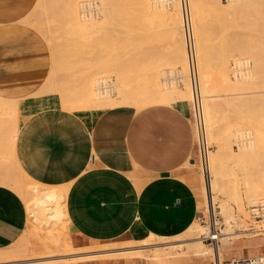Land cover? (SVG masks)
Wrapping results in <instances>:
<instances>
[{"label":"rangeland","instance_id":"1","mask_svg":"<svg viewBox=\"0 0 264 264\" xmlns=\"http://www.w3.org/2000/svg\"><path fill=\"white\" fill-rule=\"evenodd\" d=\"M86 1L88 0H37L34 8L26 17L24 24L33 28L42 36L48 45L51 56V71L47 80L49 83L42 86L36 96H52L58 101L61 109L71 112L102 109L104 108L102 106H100L102 108L98 105L92 106L89 103L90 98L85 93L83 94L82 90L92 87L94 93L98 95L102 91H97L99 84L105 82L104 79L109 78L112 79L110 96L115 103L109 108L128 105V103H133L134 105L130 104L129 106L137 108H142L147 104L152 106L154 104L169 103L171 105L169 101L156 103L160 91H166L170 94L174 92L182 94L185 98L184 101L180 102L181 104L190 101L191 93L187 77L180 0H89L94 1L93 6L95 5L98 8L95 10L96 7L92 8L91 6L93 10L90 11L92 12V21H96L97 25L87 28L77 22L78 20L82 21V11L86 9ZM190 1L191 20L196 44L201 40L205 47L210 46L206 49L210 52H207V54H210L207 55L209 62L206 60V64L202 67L199 66L198 69L200 79L202 78L209 83L206 86L209 93L202 91V95L211 96L208 103L213 112V125L209 128L207 127L208 123L206 124L208 143L211 147L209 156L212 157L216 153L218 155L219 152L222 154L218 163V166L222 169L219 183L221 185L214 190L212 195L214 199L212 207L214 221L221 232L219 251L215 249L213 255L211 246L205 242H202L205 246V250L202 252L188 251L185 247H182L174 252L166 250L167 253L162 255L158 254L160 253L158 249L151 248L166 245L140 246V248L146 250L141 257L169 255L178 257L187 254L185 252L199 253L200 255L208 253L211 259H220V264H229L223 262L221 244H229L244 239L264 238V236H254L256 233L252 232L255 223L261 225L264 222V217L261 215L252 222L250 218L253 217L250 210L253 206L248 202H245V207L249 219H246L245 222L249 225L248 229L250 231L244 233V235L243 232L235 231L236 234L241 235V237H238L239 239H236L235 235L222 233L225 223L219 209V204L225 201L229 202L234 218L238 219L240 215L236 197L244 195L248 186L251 187L249 190L252 191V196L257 194V189L252 187H264V52L260 54L264 48L262 46L264 44L262 43V41L264 42V0H232V2L230 0H219L221 6H217L218 0ZM72 4L76 7L75 11H73L74 8L73 10L68 8ZM40 18L45 19L43 23H41V20L35 21ZM28 20L34 22L32 21L31 24L26 23ZM51 36L53 38L49 42ZM259 48H262L261 51H259ZM256 53L259 54L258 57L262 56V60L257 58ZM253 59L260 60L258 68L254 67ZM237 61H241L243 65L248 61L247 67L245 69L244 67L240 68ZM233 65L244 72L250 70L256 73L258 77H256L255 82H252L250 86L249 84L238 83L242 82V77L240 74L239 77L233 75ZM225 66L228 70V78L234 84L236 83L232 85L234 88L231 86L235 91L231 87L230 89L229 84L225 82L222 73L223 69L226 68ZM184 70L186 71L184 72ZM83 95L88 100H82ZM204 100L206 99L203 97V106L206 104ZM82 103L88 105L85 107L83 104L80 109L81 106L79 107V105H82ZM68 104H71V107ZM72 105L76 106L73 108ZM94 107L96 108L94 109ZM0 120H3V117H0ZM6 123L4 126L8 132L10 125L7 123L6 128ZM240 133L243 135L240 136ZM2 135V132H0V137ZM14 159L15 156H8L6 168H9L7 169L9 173L7 174L12 173L11 178L23 180L27 185H40L27 178L18 166L17 169L11 166ZM9 165L12 170H10ZM0 169L2 171L6 170L3 167ZM196 169L205 196L204 175L199 166ZM261 182L263 183L262 186H260ZM42 188L51 189L54 187L42 186ZM55 188L54 195L58 198L56 197L54 200L62 197L60 198V205L64 209V213L61 215V220L52 223L55 225H51L47 229L46 235L31 236L30 238L29 235L24 233L18 242L7 248L9 256L0 260V264H56L94 259L141 258L136 255H129L81 259L80 257L84 253L78 252V250L70 252L72 249L68 239L65 209L67 189ZM23 202L25 203V201ZM207 207L206 204L201 214H198V216L202 215L206 222L208 220ZM194 223L196 225L192 226L186 233L172 238L173 240L187 241H178L172 244L191 242L194 227L207 228V225L197 220ZM202 235H200L201 239ZM228 238H230L229 241ZM149 239H154V236L151 235L147 240ZM60 240H63L67 245L65 247L69 251L67 254L58 253L57 256L59 257L54 255L47 257V259H39L38 256H41L42 247L49 245L48 250L51 251L53 248H51V244L47 243H56ZM43 242L47 243L43 244ZM132 244L135 243L104 247L113 251L112 248L133 246ZM28 245L33 250L22 252L26 246L29 248ZM136 245L138 247L141 243H136ZM99 248L101 247H96V249ZM91 249L95 248H88L83 251L91 252ZM66 256H71V258L66 260Z\"/></svg>","mask_w":264,"mask_h":264},{"label":"crops","instance_id":"2","mask_svg":"<svg viewBox=\"0 0 264 264\" xmlns=\"http://www.w3.org/2000/svg\"><path fill=\"white\" fill-rule=\"evenodd\" d=\"M36 2L0 0V99L17 106L11 166L42 186L67 189L73 250L186 233L205 207L189 102L71 112L52 96H36L51 71L46 41L24 24ZM24 204L0 185V250L23 236ZM221 248L226 263L257 258L264 238ZM185 253L56 264H214L208 253Z\"/></svg>","mask_w":264,"mask_h":264},{"label":"bare ground","instance_id":"3","mask_svg":"<svg viewBox=\"0 0 264 264\" xmlns=\"http://www.w3.org/2000/svg\"><path fill=\"white\" fill-rule=\"evenodd\" d=\"M230 1L232 2V0H230ZM217 2L218 3H216V1H215V3L218 4L217 6H221L219 0ZM176 3H178V2H176ZM93 4H94V1H89L88 0V1L85 2L86 9L82 11L83 12L82 17H81L82 21H80V20L77 21V22L80 23V25H82V26H84L86 28L89 27V26H91V27L93 26L94 27V26L97 25L96 21H94V22L92 21V19H93L92 16H91L92 12H90V11L93 10L92 9L93 7H96L95 5L93 6ZM188 4H189V9H190V14H191V1L190 0H188ZM91 6H92V8H91ZM176 7H174V8H176ZM225 7H227V6H225ZM68 8L72 9V10L74 8L73 11L76 10V7H74L73 4L69 5ZM96 9H98V8L96 7L95 10ZM39 20H41L42 21L41 23H43V21L45 19L44 18H40V19L35 20V21H39ZM32 21L33 20H30V21L28 20V21H26V23H30L31 24ZM203 34H202V36H203ZM197 35H198V33H197ZM52 38H53V36H51L50 39L48 38L49 42L52 41L51 40ZM194 40H195V59H196V64H197V69H198L199 66L202 67V65L206 64V60L208 59L207 55H210V54H207L208 51H206V49L210 48V46L208 47L206 45L208 48L205 47L204 43H202V41L199 40V39H198L199 40L198 44H196L195 37H194ZM262 43H264V42L262 41ZM196 46H197V48H196ZM262 46H264V44ZM261 49L259 51H261ZM262 52H264V48H263V51L260 52V54ZM208 53H210V52H208ZM256 55H257V53H256ZM258 55H257V58H261L260 60H262V56L258 57ZM260 60L253 59L255 68L259 67V61ZM240 62L241 61H237V64L239 65V67L240 68L244 67V69H245L247 67L248 61L245 63V65H243L242 62L241 63ZM185 65H186V63H185ZM235 67L238 68L237 66H235ZM261 67L262 66L260 64V68ZM240 68H238V69L240 70ZM185 71L186 70H184V72ZM199 72L200 71L198 69V73ZM222 73H223V75L225 77L226 84H229V86H228L229 88L232 85L236 84V83L234 84L233 82H231L230 79L228 78L227 67L225 69H223ZM239 74L242 77V80L240 79L242 82H238V83L244 84V85H248L249 84V86H250V84L252 82H255L256 77H258V75L256 73H254L253 71H250V70H248V71L246 70V72L240 70ZM199 79H200V73H199ZM201 79H200L201 95L203 94L202 91H204V93H209L207 91V87H206V86H208L209 83L207 81H205L204 79H202V81H201ZM48 83H49V81H47V83L45 85H47ZM111 85H112V83L109 85V84H106L105 82L99 84V87L97 88V91H101V90L102 91L99 92L98 95H97V93L96 94L94 93L92 87H90L89 89H87L88 87L86 89H83L82 93L83 94L85 93V95L90 98V100H89L90 102L89 103H91L92 106L98 105V107L102 106L104 108L105 107L109 108V106L111 107V106H113L115 104L113 102V100L111 99V96H110V94H111L110 91H112V90H110V88H111L110 86ZM233 90L235 91V89H233ZM85 95L82 96L83 98H85V99L82 98V100H88V98H86ZM203 97L206 99V100H204V101H206V104H205V106H203V110L205 109L204 115L206 116L205 117V123L206 124L208 123L207 127L211 128V126L213 125V121H212L213 112H212V108L210 107V105L208 103V101L211 98V96L210 95L209 96H203L202 95V100H203ZM79 98H81V97L79 96ZM184 98H185V96H183L180 93H175L174 92V93L170 94V93H168L166 91L165 92L164 91L163 92L160 91L158 97L156 98V103H166L167 101H169V102H171V104H175V103H180L181 101H184L183 100ZM13 102L14 101H8V100L0 99V117H3V120H0V127H1L0 132H2V134H3L2 137H0V156H2V158H0L1 159L0 160V168L3 167V168L6 169L5 171L4 170L2 171L0 169V185L8 187V188H12V190L14 189V191L21 196L23 201H25L26 209L28 211L27 212L28 215H27V225H26V229H25L24 233L29 235L30 238H31V236H41V235H44V234L46 235L47 234L46 233L47 229L49 227H51V225H55V224H52V223H57V222H59L61 220V217H62L61 215H63L64 209L60 205V198H62V197H60L57 200H54V198L57 197V196L54 195L55 192H56V188L55 187L51 188V189H44V188H42V186L37 185V184L35 186L34 185H30V184L27 185L25 181H24L25 183L23 182V180L21 181V180H17L18 178H16V180L11 178L10 176H11L12 173L10 175L7 174V173H9V172H7V169H9V168H6V166H7L6 162L8 160V156H12V157L15 156V143H16V140H17L16 137H17V131H18L17 130V124H16L17 123V117H16L17 116V106ZM83 104L84 103H82V105L81 104L79 105V107L81 106L80 109L82 108ZM130 104H133V103H128V105H130ZM86 105H88V104H86ZM86 105L84 104L85 107H86ZM72 106L74 108V106H76V105H72ZM146 106H149V105L147 104ZM146 106H144V107H146ZM79 107H78V109H79ZM102 107H100V108H102ZM89 108L91 109L92 107H89ZM95 108L96 107H94V109ZM206 120H207V122H206ZM1 121H3V122L1 123ZM11 121H13V122L9 123ZM5 122H7L10 125V127L8 129V132H7V129H5V126H4ZM7 123H6V128H7V125H8ZM241 135H243V134L240 133V136ZM216 154H213L212 157L209 156L208 168H207V171H206V173H208V175H204L203 185L205 187V206L207 204L208 208H210V205H211V207H213V201H214V199L212 197L213 192H214V190H216L218 188V186L221 185L219 183H220V179H221V170L222 169L220 168V166H218V163H219V161H220V159L222 157L221 156L222 154L220 152L218 153V155H216ZM211 158H212V162H211ZM10 162H11V159H10ZM10 170H12V168ZM13 177H15V176H13ZM262 185H263V183L260 186H262ZM250 188L251 187L248 186L246 188V192L244 193V195L236 197V202H237V205H238V213L240 215V218H238V219L234 218V216L232 214V211H231L232 208L230 207L229 202L225 201L224 203L222 202L223 204L222 203L219 204V209L221 211L220 214L222 215V217L224 219V223H225L224 224L225 228L222 230L223 234H225V235H235L236 239H239L238 237H241V235L236 234L235 231L243 232V235H244V233H248V231H250V229H248L249 225H247L246 222H245L246 219H249L248 218V214L246 212L245 202H248V204H251L252 206H264V187H252L253 189H257L256 190L257 194H255L254 196L251 195L252 191L249 190ZM57 211H60L62 213L59 214ZM250 219L252 220V222L255 221V219H253V218H250ZM206 230H207L206 228H203V227H200V226L195 227L194 235L190 239L191 242L184 243V244H172V243L178 242V241H187V240H178L176 238H175L176 240H173L172 238H161V237L154 236V239H149V240L146 239L144 241H141V245H138V247H137L136 243L133 242V243H135L134 245L136 247H133L134 245L132 244L133 246H124V247H119V248H112L113 251H110L107 247H101L99 249H96L95 247H93L95 249H91V252L83 251V250L81 251L80 248H79L78 252L84 253V254H82L83 256L80 257L81 259H94V258H98V257H101V256H110V257L111 256H114V257L116 256V257H118V256H129V255H136L137 257H141L143 255L144 251H146V250H143L144 248H140V246H156V245H166V246H163V247L151 248V249H158V251L161 253L160 254L157 251V253L159 255L167 253V251L174 252V251H176L178 249H181L182 247H185L186 250H188V251L202 252V251L205 250V246L202 244L200 235L206 233ZM252 232L256 233L254 236H257V237L264 236V234H263L264 233V222L261 225H256V223H255V226H254ZM219 237L221 238V232H220ZM219 237H218V239H219ZM227 240L229 241L230 238H228ZM219 241L220 240H218L217 244L212 249L213 250V255H214V250L215 249H217L219 251ZM30 242L32 243L33 241H30ZM46 243L47 242H43V244H46ZM47 244H51V248H53V249L51 251L48 250V246L49 245L42 247L43 250L41 252V256H38V257H40L39 259H47V257L54 256V255H56V257H59V256H57L58 253L67 254V252H69V251L66 250L65 247H67V245L64 243L63 240H60L59 242H56V243H47ZM124 244H126V243H124ZM110 245H114V244H110ZM128 245H131V244H128ZM84 249H85V247H84ZM31 250H33V249L30 246H29V248L26 246V248L23 249L22 252H27V251L29 252ZM73 251H74L73 249L70 250V252H73ZM152 252H153V250H152ZM30 255H31V253H30ZM7 256H9V253H8L7 249L0 250V260L5 259ZM33 256H35V255H33ZM213 261H214V264H220V259H218V260L217 259H213ZM221 264H223V263H221Z\"/></svg>","mask_w":264,"mask_h":264},{"label":"built area","instance_id":"4","mask_svg":"<svg viewBox=\"0 0 264 264\" xmlns=\"http://www.w3.org/2000/svg\"><path fill=\"white\" fill-rule=\"evenodd\" d=\"M180 10H181V22L183 31V40L186 51V61H187V73L188 81L190 86L191 99L189 101L191 110V119L194 129L195 136V148L197 152V165L201 169L203 175H208L206 173L208 168L209 153L211 152V147L208 143L207 130L205 123V115L203 110V100L200 89V79L197 69L196 59H195V40L194 31L191 20V14L189 9L188 0H180ZM233 75L239 76V69L233 65ZM243 71V70H242ZM107 84L112 83V79H104ZM205 172V173H204ZM211 209V213H210ZM264 206H253L250 210L253 219L263 215L264 216ZM206 213L208 220L204 221L202 215L197 217V221L207 225L206 233L202 235V242L207 243L213 249L218 242V237L220 231L217 228L216 222L214 221V214L212 207L206 208ZM213 219H210L211 217ZM229 264H264V256L245 259V260H232Z\"/></svg>","mask_w":264,"mask_h":264}]
</instances>
